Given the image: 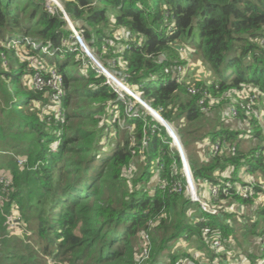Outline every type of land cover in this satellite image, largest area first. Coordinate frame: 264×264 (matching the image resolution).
<instances>
[{
	"label": "trees",
	"instance_id": "trees-1",
	"mask_svg": "<svg viewBox=\"0 0 264 264\" xmlns=\"http://www.w3.org/2000/svg\"><path fill=\"white\" fill-rule=\"evenodd\" d=\"M59 1L101 60L115 62L118 72L124 68L129 87L144 90L184 145L189 138L209 145L200 161L189 159L198 182L264 176V123L240 110L233 121L204 125L208 111L200 104L206 96L208 103L253 85L264 106V0ZM47 3L0 0V169L12 178L6 192L0 183V195L10 199L0 209V264H258L264 255V190L249 198L221 191L211 196V213L163 188V179L179 177L174 161L181 166L166 128L142 109L140 116H127L105 76L88 59L83 63L64 13L55 5L52 12ZM117 31L124 32L117 43L123 49L114 45L103 53L107 38L117 42ZM26 37L46 51L24 46ZM15 39L21 42L8 48ZM190 44L211 75L179 82L165 69L186 66L192 56L179 48ZM22 54L63 76L60 109L49 90L33 88L35 70ZM190 86L197 91L189 92ZM116 111L123 125L113 120ZM247 130L252 134L242 135ZM12 211L30 235L13 234L6 225ZM216 238L221 249L213 245ZM178 240L184 244L172 250Z\"/></svg>",
	"mask_w": 264,
	"mask_h": 264
},
{
	"label": "built area",
	"instance_id": "built-area-1",
	"mask_svg": "<svg viewBox=\"0 0 264 264\" xmlns=\"http://www.w3.org/2000/svg\"><path fill=\"white\" fill-rule=\"evenodd\" d=\"M74 34L80 38L78 30H73ZM125 37L124 34H120L117 36V39H122ZM21 40L15 39L13 41H10L8 44V48H10L11 44H18ZM26 46L27 44L32 45L33 48H39L41 47L44 51H46L45 47L41 45V43H37L34 40H32L29 37H26L23 42H21ZM260 43L264 45V36L261 37ZM125 47H129L128 45H125ZM184 47L181 46L179 48V51L187 57V49L184 48V51H181ZM123 49V47L121 48ZM193 52V50H191ZM185 53V54H184ZM22 59L27 58L26 55L22 54ZM92 59L93 68L99 73L105 76V84L110 86L117 94V99L121 100L125 104V113L127 116H140L141 109L144 110L146 114H151L157 119V122L162 125L159 121V118L155 116L154 111L155 110L152 105V99L146 98L145 92L140 87H129L126 80V74L124 72V68H121L119 72L115 68V62L112 64H104L99 62L95 57H90ZM30 60V59H29ZM191 61L188 62L186 66L182 65H176L171 66L170 68H166V73L173 72L177 77L178 81L181 82L183 78L185 77H192L197 79H202L204 76H207L206 72L205 74L200 75L198 73H194V69L190 67ZM30 65L34 68L35 72L33 73V76L31 77V84L33 88H35L38 91H45L49 90L50 92V98L54 106L58 109H60L62 104V97L64 95V79L63 76L58 73L54 68L46 66V64H40L37 63L35 60H30ZM107 65V66H106ZM245 88H242L241 90H232L224 95V98H212L208 103L206 102V97L202 98L200 100V104L202 106L203 111H210L213 107H217V104L219 101L226 102L225 106H228L229 108L226 109L225 117L229 118L230 120L236 119V116H238L239 111L242 110L245 115L247 116H254V118L258 121H261L264 123V106L258 102V99L260 98L259 90L256 86L253 85H247L244 86ZM189 92L195 93L197 90L190 86ZM230 101V102H228ZM264 104V100L262 102ZM224 106V107H225ZM258 107L255 109V107ZM223 107V108H224ZM139 108V109H138ZM147 110V112L145 111ZM156 113H158L155 110ZM159 114V113H158ZM161 115V114H159ZM59 120L64 121L65 115L59 114ZM145 117V114H144ZM114 121H118L120 124H124L125 118H123L120 114V111H116L113 116ZM165 125H162L166 128L169 136L171 137V140L169 141L170 148L174 151H178L179 158L181 160V166L179 167L177 165L176 160L174 161V173L179 174V177L173 181H170L168 179H163L161 181V186L163 188H168L169 192H176V193H184V196L186 199L200 203L203 210L207 212H216V209L211 207L209 203L206 202L201 197V191L200 187L198 185V181L194 178L191 166L189 163V160L187 158V155L185 153V148L183 145V142L181 140V137L178 133V129L172 125L168 120L165 119ZM156 127V124L155 126ZM143 143L146 144V140H143ZM219 149V143H217L215 146H213V151H218ZM18 163L20 165L25 164L26 159L22 157H18ZM0 183L2 184L3 190L6 192L9 190V186L12 183V178L5 174H0ZM258 190H264V176H255L251 175L249 178L245 179L244 182L240 181H232L230 179L219 182V183H210V193L213 198H218V195L222 191L223 194L231 195V194H238L245 198L253 197L255 193H257ZM10 201L9 194L2 193L0 195V209H4L6 204ZM6 225L10 229L19 230L20 234L24 237L26 235H30L31 232L26 228L25 223L23 222V219L19 216V213L16 211H12L9 214H6ZM210 228L206 227L205 232H209ZM145 238L149 240V235L146 234ZM259 243H261V246L259 247V250L261 253H264V232L262 236L260 237ZM213 245L215 248L221 249L222 243L219 238H216L213 240ZM150 247L149 245H146L144 247V256H148ZM221 264V263H219ZM231 264H238L236 262H232ZM258 264H264V255L258 262Z\"/></svg>",
	"mask_w": 264,
	"mask_h": 264
},
{
	"label": "rangeland",
	"instance_id": "rangeland-1",
	"mask_svg": "<svg viewBox=\"0 0 264 264\" xmlns=\"http://www.w3.org/2000/svg\"><path fill=\"white\" fill-rule=\"evenodd\" d=\"M48 1V9L51 10L52 12H55L54 11V6L55 5L52 1L53 0H47ZM59 1V0H58ZM60 2V1H59ZM61 4V2H60ZM56 6V5H55ZM62 6V4H61ZM57 7V6H56ZM58 9H60L59 7H57ZM61 10V9H60ZM68 27L71 28L69 26V23H68ZM74 33V31H73ZM120 34H124L123 31H117L115 32V37H116V41L110 39V38H107L106 41H105V44L103 45V53H107L108 50L110 49V47L112 46H116L118 45L117 43H122V39H117V36H119ZM80 38H78L75 34H74V37L76 39V42L78 43V47L80 48V51L83 52V56H82V61L83 63H86L87 59H88V63H90L92 66H93V63H92V59L90 57H95L99 62L103 63V60H101V55L97 54L94 49L86 42V40L84 39V37L79 34ZM199 41V36H198V33H196V36H195V43H197ZM119 49H121V45H118ZM188 48L187 49V56L190 58V56H192V59L190 60L191 61V64H190V67L192 69H194V72L195 74L198 73L200 75H203L205 74L204 71H206L207 69L205 68V64L203 63V60L199 57V52H197V49L195 48V46H192L191 44L189 46H187ZM193 50V52L191 51ZM21 52L23 51V48H21L20 50ZM181 51H184V48L181 50ZM185 54V53H184ZM184 57H186L184 55ZM28 59L30 60H36L37 57H35L34 55H30L27 56ZM45 60V62H47V60L45 58H43ZM104 64V63H103ZM48 65V64H47ZM105 65V64H104ZM108 65V64H107ZM106 65V66H107ZM73 72H76V68L73 69ZM206 74L208 75H211V73L209 72H206ZM226 105V102H224L223 106ZM229 107L228 106H225L224 108L220 109V108H217V107H213L210 111H208L206 113V116L208 117H204L202 122L204 125H216L218 124V122H223V121H230L229 118L225 117V114L227 113L226 112V109H228ZM139 109V108H138ZM147 112V110H145ZM151 115V114H150ZM152 116V115H151ZM159 119H161L160 116H158ZM153 120L154 121H157V119L152 116ZM232 120V119H231ZM233 121V120H232ZM235 121V120H234ZM192 123H185L183 125L184 128H188V127H192ZM247 132H249L250 134H252L249 130L247 131H244L242 133V135H245ZM191 140V141H190ZM207 142H208V139H207ZM134 144V142L132 143ZM184 145V144H183ZM204 145V141H198V140H192L189 138L188 141H186V144L184 145V148H185V153L187 155V158L188 160L191 159L192 161H200V157H203L204 155L207 154V151H208V148H209V145ZM186 146V147H185ZM178 152V151H177ZM179 153V152H178ZM180 155V153H179ZM5 169V168H4ZM7 174L8 172H5L3 171L2 169H0V173L1 174ZM198 185L200 187V191H201V197L206 200L207 203L210 202V199H211V193H210V184L207 182V181H200L198 182ZM184 194V193H183ZM243 212L244 213H247V210L246 208H242ZM16 230L13 232V234H16ZM20 236H22L20 234V232H18ZM242 240H243V236H242ZM248 243L247 242V236L244 235V241H243V248H245L247 250L246 253H248ZM183 245L184 243L181 241V240H178L177 243H175L174 247L172 250H174L175 247H180V245ZM257 243H255L253 249L254 251L257 250ZM180 251H182V249H180ZM50 264H53V261L52 259L48 260Z\"/></svg>",
	"mask_w": 264,
	"mask_h": 264
},
{
	"label": "water",
	"instance_id": "water-1",
	"mask_svg": "<svg viewBox=\"0 0 264 264\" xmlns=\"http://www.w3.org/2000/svg\"><path fill=\"white\" fill-rule=\"evenodd\" d=\"M57 7H59L60 9H61V11L64 13V17L67 19V21H68V23H69V26L71 27L70 29L73 31V30H77L76 29V27H75V25H74V23H73V21H72V19L70 18V16L68 15V13L65 11V9H64V7L63 6H61V4H60V2L58 1V0H53L52 1ZM154 111V113L153 114H155V116H160L161 117V119H159V121H160V123L162 124V125H165V119L161 116V115H159L158 113H156L155 112V110H153ZM157 116V117H158Z\"/></svg>",
	"mask_w": 264,
	"mask_h": 264
},
{
	"label": "bare ground",
	"instance_id": "bare-ground-1",
	"mask_svg": "<svg viewBox=\"0 0 264 264\" xmlns=\"http://www.w3.org/2000/svg\"><path fill=\"white\" fill-rule=\"evenodd\" d=\"M158 116V115H157ZM159 118V117H158Z\"/></svg>",
	"mask_w": 264,
	"mask_h": 264
}]
</instances>
